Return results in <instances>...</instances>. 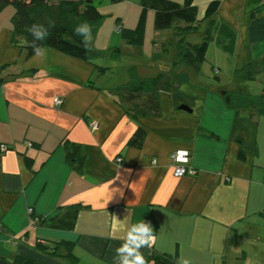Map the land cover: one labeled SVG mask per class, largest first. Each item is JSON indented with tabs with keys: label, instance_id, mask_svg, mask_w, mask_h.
<instances>
[{
	"label": "crops",
	"instance_id": "obj_1",
	"mask_svg": "<svg viewBox=\"0 0 264 264\" xmlns=\"http://www.w3.org/2000/svg\"><path fill=\"white\" fill-rule=\"evenodd\" d=\"M211 1L192 0L199 19ZM98 11L107 18L86 43L89 54L107 59L117 49L137 57L119 30L135 27L140 7L102 2ZM13 14L12 7L0 13V68L6 67L0 75V145L9 148L0 149V259L115 264L123 241L111 236V224L129 216L130 223L144 220L153 227L155 244L141 249L146 259L155 251L191 264H264V116L256 108L230 110L214 85L197 81V72L172 66L181 46L171 30H153L149 11L136 67L149 56L165 63L159 74L174 83L186 74L181 79L187 82L160 95L158 118L134 119L114 101L116 92L88 84L92 64L49 48L44 56L23 59L9 43ZM215 20L235 33V71L254 64L251 80L264 81V0H221ZM220 71L215 67L214 74ZM137 127L145 131L143 145L127 147ZM64 141L82 146V173L65 163ZM177 150L189 152L193 175H173L169 156ZM23 155L33 160L32 170ZM74 203L84 208L73 230L39 224ZM38 240L74 241L77 261L41 252L34 246Z\"/></svg>",
	"mask_w": 264,
	"mask_h": 264
},
{
	"label": "trees",
	"instance_id": "obj_2",
	"mask_svg": "<svg viewBox=\"0 0 264 264\" xmlns=\"http://www.w3.org/2000/svg\"><path fill=\"white\" fill-rule=\"evenodd\" d=\"M122 1L133 2L140 7L135 27L133 29L120 28L119 30V38L138 51L136 55L139 60L142 56L141 50L145 41L146 18L149 11L154 14L153 30L155 32L171 30L177 44L181 46L177 49L178 61L174 63L173 60L172 66L177 67L182 64L198 73L205 61L206 48L212 43L218 44L224 53L226 52L230 56L233 54L235 33L223 22L215 20L221 0L211 1L202 19L198 18L197 7L192 0H184L182 3L171 0H0V13L7 7L13 8V30L10 34L9 43L21 51L23 59H29L35 55L31 46L33 37L27 29L32 24H38L47 29L48 35L42 41L37 40V45L88 62L95 67L94 74L97 75L99 71L105 73L108 68L100 67L95 62V57L87 51L84 37L77 35L75 29L78 25L87 23L91 27L93 38L107 18V15L98 11V5L102 2L115 4ZM196 33L200 34L201 42L191 43L187 41L190 35ZM109 52L113 57L121 55L120 50L117 49H112ZM141 62L143 63V61ZM150 62L146 63L151 64ZM5 68H0V75ZM126 70L129 73L127 81L119 86L107 88L108 91L116 92L114 101L121 106L125 114L134 119L158 118L161 115L159 97L166 90H171L174 87V80L168 76L164 77L161 73L148 78L139 76L135 65L127 67ZM253 70L254 64L249 63L240 66L236 73L240 76V80H251ZM183 76L187 77L186 74H179V83L187 82L181 79ZM3 81L4 79L0 77V83ZM262 90H264V84ZM225 101L230 110L238 111L253 106L256 108L257 114L264 116V92L260 96L254 97L242 92H230L226 95ZM144 139L145 131L137 127L128 139L126 146L140 149ZM26 143L25 145L29 147ZM62 146L65 163L75 172L82 173L85 162L82 146L69 141H64ZM7 148L6 146V150ZM23 156L26 166L31 169L33 160L27 155ZM83 208L80 203L61 206L52 217L40 218L39 224L51 229L71 231L74 228L77 214ZM260 214L264 215V211ZM34 246L41 252L53 257H63L74 263L77 261V257L73 253L74 241L38 240ZM146 260L149 264H178L175 254H159L155 251H151ZM0 264L38 263L23 257H15L10 262L0 259Z\"/></svg>",
	"mask_w": 264,
	"mask_h": 264
},
{
	"label": "rangeland",
	"instance_id": "obj_3",
	"mask_svg": "<svg viewBox=\"0 0 264 264\" xmlns=\"http://www.w3.org/2000/svg\"><path fill=\"white\" fill-rule=\"evenodd\" d=\"M193 35H194V40L192 41L191 40L192 37H190L187 39V41L191 43L201 42L199 33ZM195 40L197 42H195ZM214 45L209 44L206 48L205 61L202 63L200 71L198 72L199 76L197 81H202L205 84L214 85L215 86L214 89L215 90L217 89L221 97L224 98H226V95L229 94L230 92L231 93L242 92L243 94L251 95L253 97L260 96L263 93L262 87L264 81L258 79V77L256 76L255 77L258 80L256 79L253 81L242 80V79L240 80V76L235 71V65H234L235 63L233 64L232 62L235 61V59L230 55L228 56L226 52L224 53L218 44L214 43ZM171 47L172 46H170V49ZM105 57L106 56H102L100 59L99 58L96 59V62H98V65L100 67H104V68L107 67L108 70H106L105 73L99 71L97 72V75H95L94 72L92 78L88 80L89 85H92L91 82H93L95 85H97V87L106 89V87L111 88L117 86L118 84L124 83L129 78V73L128 70H126V68L131 65L136 66L137 63L140 61L138 57L135 56L132 57L124 54H121L118 57H113V55H109V56L107 55V59H105ZM142 59L145 62V63L143 62L144 65L140 67H136V72L140 70L142 71L141 73L145 74V76L142 77L148 78L153 75L159 74L158 71L159 70L162 71V68L165 65V63H162V61L161 62L154 61L149 56H143ZM150 59L152 60V62H150ZM146 62H150L154 66H151V64ZM231 62H232V66H231ZM180 65L182 66V64ZM154 67L157 69H154ZM215 67L221 69L218 75L214 74ZM153 70H155V72ZM260 81H262L261 85L259 84ZM178 83L179 81L174 83L173 85L175 86L179 85ZM172 89L175 88L173 87ZM247 109L254 110V107L248 106Z\"/></svg>",
	"mask_w": 264,
	"mask_h": 264
},
{
	"label": "clouds",
	"instance_id": "obj_4",
	"mask_svg": "<svg viewBox=\"0 0 264 264\" xmlns=\"http://www.w3.org/2000/svg\"><path fill=\"white\" fill-rule=\"evenodd\" d=\"M176 3H182V0H173ZM28 32L32 35L31 46L37 57L44 56L46 49L36 44L37 40H44L48 31L42 25L32 24L28 27ZM77 35L84 37V42L89 43L92 40V31L89 24L78 25L75 29ZM155 163V162H154ZM111 236L122 240V244L115 249V264H148L141 249L151 248L156 242L153 227L150 222L144 220L138 223H130L129 216L123 220L114 217L111 224ZM178 264H191L188 259H181Z\"/></svg>",
	"mask_w": 264,
	"mask_h": 264
},
{
	"label": "built area",
	"instance_id": "obj_5",
	"mask_svg": "<svg viewBox=\"0 0 264 264\" xmlns=\"http://www.w3.org/2000/svg\"><path fill=\"white\" fill-rule=\"evenodd\" d=\"M62 104V100L56 98L54 99V105L55 106H60ZM90 128L93 130H96L98 125L96 122H91L89 124ZM29 147H31V143H26ZM0 149L2 151L6 150V146L0 145ZM170 161L173 164L174 170H173V175L176 178H181L187 175H193L194 171L189 167V160H190V154L186 150H177L174 151L172 154L169 156ZM31 212V209L28 210V213Z\"/></svg>",
	"mask_w": 264,
	"mask_h": 264
},
{
	"label": "water",
	"instance_id": "obj_6",
	"mask_svg": "<svg viewBox=\"0 0 264 264\" xmlns=\"http://www.w3.org/2000/svg\"><path fill=\"white\" fill-rule=\"evenodd\" d=\"M179 109L183 110V111H186V112H190V109L187 106H184V105L180 106Z\"/></svg>",
	"mask_w": 264,
	"mask_h": 264
}]
</instances>
